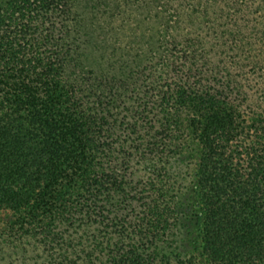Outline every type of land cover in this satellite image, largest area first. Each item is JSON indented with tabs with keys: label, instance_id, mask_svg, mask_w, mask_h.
<instances>
[{
	"label": "trees",
	"instance_id": "obj_1",
	"mask_svg": "<svg viewBox=\"0 0 264 264\" xmlns=\"http://www.w3.org/2000/svg\"><path fill=\"white\" fill-rule=\"evenodd\" d=\"M0 264H264V0H0Z\"/></svg>",
	"mask_w": 264,
	"mask_h": 264
}]
</instances>
